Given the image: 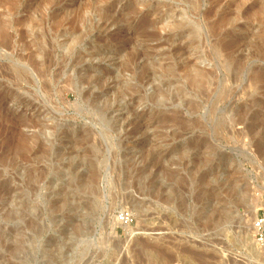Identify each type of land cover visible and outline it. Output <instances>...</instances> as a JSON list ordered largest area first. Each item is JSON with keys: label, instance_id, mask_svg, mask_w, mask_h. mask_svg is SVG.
<instances>
[{"label": "rangeland", "instance_id": "obj_1", "mask_svg": "<svg viewBox=\"0 0 264 264\" xmlns=\"http://www.w3.org/2000/svg\"><path fill=\"white\" fill-rule=\"evenodd\" d=\"M263 213L264 0H0V264H264Z\"/></svg>", "mask_w": 264, "mask_h": 264}, {"label": "built area", "instance_id": "obj_2", "mask_svg": "<svg viewBox=\"0 0 264 264\" xmlns=\"http://www.w3.org/2000/svg\"><path fill=\"white\" fill-rule=\"evenodd\" d=\"M118 220L120 224L129 226L132 225L135 221V217L129 210H121L118 213ZM253 228L255 230V241L258 245L264 246V213L258 215L254 222Z\"/></svg>", "mask_w": 264, "mask_h": 264}, {"label": "bare ground", "instance_id": "obj_3", "mask_svg": "<svg viewBox=\"0 0 264 264\" xmlns=\"http://www.w3.org/2000/svg\"><path fill=\"white\" fill-rule=\"evenodd\" d=\"M117 222V221H116ZM118 223V222H117ZM130 230V229H129ZM263 247V246H262Z\"/></svg>", "mask_w": 264, "mask_h": 264}]
</instances>
